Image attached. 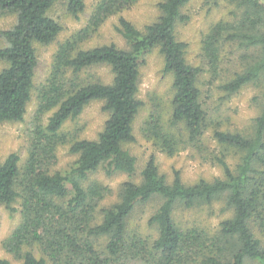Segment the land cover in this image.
Listing matches in <instances>:
<instances>
[{"label": "trees", "instance_id": "16d2710c", "mask_svg": "<svg viewBox=\"0 0 264 264\" xmlns=\"http://www.w3.org/2000/svg\"><path fill=\"white\" fill-rule=\"evenodd\" d=\"M190 1L161 0L157 18L140 30L122 16L139 0H96L85 25L57 44L48 75L35 85V44L49 46L63 31L54 9L61 6L78 21L85 2L0 0V17L15 18L12 28L0 32L6 44L0 48V124L24 122L35 103L24 161L12 153L0 162V207L19 217L1 248L14 260L264 264V0H224L230 19L214 23L201 39L205 70L187 62V44L176 37V25L188 20L183 10ZM114 17L126 48L113 43L86 48ZM153 50L163 58L172 94L166 107L152 104L141 139L169 158L190 149L205 151L210 140L220 177L187 184L174 171L169 181L154 156L137 171L128 147L136 142L133 125L143 106L137 98L140 66ZM224 60L238 69L216 85L221 101L249 86L259 94V111L247 132L225 129L215 108L202 99L201 75L210 74L209 85L220 80ZM98 68L109 70V82L97 76ZM93 102H102L106 120L95 139H83L80 129L69 126ZM61 147L76 157L63 170L56 169ZM100 170L127 179L113 190L90 179ZM154 201L158 205L142 222L136 213ZM215 203L229 213L215 226L183 219L185 211ZM0 264L11 263L0 257Z\"/></svg>", "mask_w": 264, "mask_h": 264}, {"label": "rangeland", "instance_id": "374dc122", "mask_svg": "<svg viewBox=\"0 0 264 264\" xmlns=\"http://www.w3.org/2000/svg\"><path fill=\"white\" fill-rule=\"evenodd\" d=\"M161 0H139V2L122 16L130 21L136 28L142 29L145 25L154 21L158 16L157 5ZM86 9L80 16V20L76 21L66 16L63 7L59 6L54 9L52 15L57 19L63 31L56 41L49 46H41L35 44V52L37 56V67L35 69L34 84L38 85L43 82L48 75L52 55L56 50L57 44L69 37L73 32L82 28L88 19L91 8L96 0H84ZM230 7L224 0H191L187 7L183 10L184 15L188 17L185 23L176 25V37L179 41L187 44L186 60L192 66L202 67L206 69L205 61L201 51V39L207 32L208 28L220 20L230 19ZM15 18L12 16L0 17V32L12 28ZM117 24V18H111L94 36V38L86 44V48L113 43L119 48H126V45L120 35L115 31L114 26ZM5 41L0 36V48L5 47ZM223 56L230 59V52L225 50ZM224 60L222 78L213 84H208L210 74L205 72L200 77V88L202 91V99L207 103L208 107L215 108L217 112L214 114L220 122H223L224 128L231 131L247 132L253 123L259 111L258 91L255 87L249 86L240 90L228 100L221 101L222 94L216 89V85L222 83L230 77L233 71L237 70L234 62L228 63ZM233 61V60H232ZM3 64H0V71ZM225 71L228 72L225 74ZM96 74L105 82H109L111 76L107 68L96 69ZM172 81L168 74L163 72V58L157 50L149 53L140 66L139 86L137 98L142 102L143 106L134 122V134L136 142L128 147V150L137 159V171L139 172L147 162L150 156H154L161 174H164L168 180L172 179L174 171H179L183 181L192 184L199 179L212 180L221 176V170L216 162L211 160L210 152H216V145L212 141H207L205 151H197L190 149L182 151L177 156L169 158L163 153L156 151L148 143L144 142L140 137V128L143 120L151 110L152 104H161L166 107L172 94ZM34 101L28 106L24 122L16 124H0V162H2L9 154H17L24 161L28 146L29 122L34 110ZM102 102H93L87 106L75 124L69 126V129H80L81 138L93 140L102 130L106 114L101 110ZM228 120V123H227ZM68 127V125H67ZM217 153V152H216ZM56 169L63 170L70 165L76 157L68 152V147H61L57 153ZM21 161V162H22ZM229 164L234 161L229 158ZM91 180H97L108 185L113 190L127 179L126 175L116 174L107 177L100 170L90 177ZM114 201L111 197L107 203ZM157 202L151 203L136 214L142 222L156 208ZM143 211V212H142ZM223 205L215 203L212 208L197 209L185 211L183 219L206 221L211 226H215L220 220L229 217V213H224ZM141 213V214H140ZM19 221L18 214L10 215L3 207H0V257L9 260L11 264H21L7 255L1 248V242L7 238L17 226ZM243 264H257L249 260H245Z\"/></svg>", "mask_w": 264, "mask_h": 264}]
</instances>
